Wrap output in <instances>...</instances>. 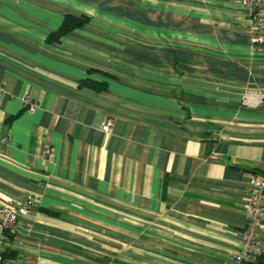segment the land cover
I'll list each match as a JSON object with an SVG mask.
<instances>
[{"label":"crops","instance_id":"0c3cea01","mask_svg":"<svg viewBox=\"0 0 264 264\" xmlns=\"http://www.w3.org/2000/svg\"><path fill=\"white\" fill-rule=\"evenodd\" d=\"M244 13L241 0H0V205L39 195L0 264L230 260L264 181V59ZM65 17L86 22L49 42Z\"/></svg>","mask_w":264,"mask_h":264},{"label":"built area","instance_id":"2783aa9c","mask_svg":"<svg viewBox=\"0 0 264 264\" xmlns=\"http://www.w3.org/2000/svg\"><path fill=\"white\" fill-rule=\"evenodd\" d=\"M245 10L244 28L251 34V42L262 50L264 59V0H241ZM264 70V60L261 64ZM28 112H33L35 105L29 100L25 101ZM111 122L102 126V131L107 132ZM53 152L51 148L45 151L46 155ZM264 181L253 179L249 184V192L245 201L246 225L238 233L237 249L226 264H255L264 254L260 245V236L264 231ZM39 200L38 194H28L17 207L0 205V246L9 233L17 229L21 218L28 217L35 209Z\"/></svg>","mask_w":264,"mask_h":264},{"label":"trees","instance_id":"16d2710c","mask_svg":"<svg viewBox=\"0 0 264 264\" xmlns=\"http://www.w3.org/2000/svg\"><path fill=\"white\" fill-rule=\"evenodd\" d=\"M85 22L86 20H79V19H74L72 17H65L59 30L56 33L50 35L47 38V40L49 42L59 41L60 38L66 35L69 31L83 26ZM85 84L86 83H81V85H85ZM255 264H264V254L258 259V261Z\"/></svg>","mask_w":264,"mask_h":264}]
</instances>
